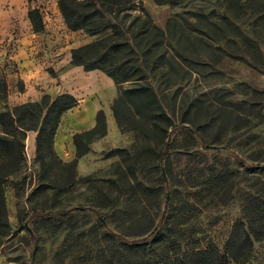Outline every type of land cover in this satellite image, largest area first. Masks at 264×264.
<instances>
[{"label": "rangeland", "instance_id": "obj_1", "mask_svg": "<svg viewBox=\"0 0 264 264\" xmlns=\"http://www.w3.org/2000/svg\"><path fill=\"white\" fill-rule=\"evenodd\" d=\"M140 1L165 34L159 46L158 35L147 44V63L154 69L149 79L171 115L165 134L164 119L156 121L135 106L129 122L118 127L110 108L113 81L71 63L72 48L100 35L70 30L58 0H0V79L25 131L24 160L5 182L11 228L0 236V264H141L162 254L152 238L168 227L182 246L198 237L222 250L247 194L264 193V168L254 167L264 166V64L244 62L230 44L225 49L233 56L218 59L212 34L198 30L191 14L203 9L214 18L225 8L236 25L250 29L261 24L259 7L242 9L222 0ZM30 8L41 14L39 32L29 22ZM63 92L78 100L62 115L54 138L63 161L74 158L72 136L93 126L98 109L107 123L106 134L78 159L74 179L71 167H40L26 145L36 135L27 130V103ZM4 106L0 100V110ZM115 148L130 156L110 155ZM133 241L142 246L128 249ZM249 264H264V238L254 241Z\"/></svg>", "mask_w": 264, "mask_h": 264}, {"label": "trees", "instance_id": "obj_2", "mask_svg": "<svg viewBox=\"0 0 264 264\" xmlns=\"http://www.w3.org/2000/svg\"><path fill=\"white\" fill-rule=\"evenodd\" d=\"M156 3H173L175 0H154ZM240 5L242 9L251 4L259 7L257 13L261 24L250 29L236 25L234 17L227 9L221 10L211 18L203 9L192 11V16L203 34H212L213 43L220 52L218 59L227 53L225 46L240 51L237 57L248 64H264V0H222ZM221 6V4H220ZM223 6V5H222ZM58 8L66 26L70 30H82L90 36L100 35L97 39L71 49V63L84 70H100L108 76L116 87V96L110 106L114 120L119 128L129 122L134 115L133 107H141L151 114L154 120L164 119V134L171 121V115L162 106L157 90L150 81L151 72L147 63L148 52L152 45L148 41L153 35L159 36L154 46H159L165 38L164 31L151 21L150 15L140 0H58ZM133 11H137L126 24ZM29 22L35 32L43 28L42 17L37 8L27 12ZM231 28V29H227ZM192 74L193 69L187 67ZM252 92L259 91L253 89ZM0 100L5 104L0 110V236L10 232L5 197V182L16 172L24 160L23 137L16 119L7 105V87L0 79ZM240 104L252 106L247 100ZM78 104L77 98L69 93L57 94L54 98L43 96L40 101L27 103L29 122L27 130L36 132L34 145L35 157L40 167L49 170L53 162L62 167H71L75 178V168L80 157L90 151L91 142L107 132L104 111L98 109L92 127L73 134L74 158L63 161L54 150V138L62 115ZM110 155L129 157V150L115 148ZM264 162V159L261 160ZM264 168V166H254ZM134 172L133 170L131 171ZM166 204L165 210L168 208ZM19 217V216H18ZM154 221V218H151ZM149 228H145L144 232ZM143 232V233H144ZM173 229L168 227L154 231L152 244L160 248L162 254L157 258H147L141 264H249L254 241L264 238V193L249 192L242 205L241 214L234 220L224 247L220 250L212 240L201 243L198 237L191 245L182 246L172 236ZM163 243V244H161ZM142 243L131 242L127 247L132 250Z\"/></svg>", "mask_w": 264, "mask_h": 264}, {"label": "crops", "instance_id": "obj_3", "mask_svg": "<svg viewBox=\"0 0 264 264\" xmlns=\"http://www.w3.org/2000/svg\"><path fill=\"white\" fill-rule=\"evenodd\" d=\"M27 147L29 148V153L32 154L35 150V145H34V136L27 137Z\"/></svg>", "mask_w": 264, "mask_h": 264}]
</instances>
